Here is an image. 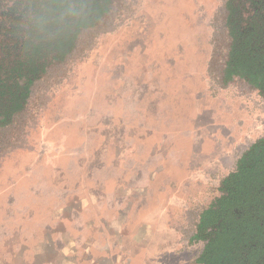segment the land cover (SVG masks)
I'll return each mask as SVG.
<instances>
[{"label":"rangeland","instance_id":"rangeland-1","mask_svg":"<svg viewBox=\"0 0 264 264\" xmlns=\"http://www.w3.org/2000/svg\"><path fill=\"white\" fill-rule=\"evenodd\" d=\"M222 6L125 0L34 103L0 160V264H215L221 225L250 237L223 264L264 257V88L217 83Z\"/></svg>","mask_w":264,"mask_h":264},{"label":"trees","instance_id":"trees-1","mask_svg":"<svg viewBox=\"0 0 264 264\" xmlns=\"http://www.w3.org/2000/svg\"><path fill=\"white\" fill-rule=\"evenodd\" d=\"M124 1L0 0V160L24 145L34 103L112 26ZM244 4L223 0L209 67L221 87L240 80L264 88V0H252L246 18ZM223 231L212 244L215 264L250 240L226 243Z\"/></svg>","mask_w":264,"mask_h":264},{"label":"flooded vegetation","instance_id":"flooded-vegetation-1","mask_svg":"<svg viewBox=\"0 0 264 264\" xmlns=\"http://www.w3.org/2000/svg\"><path fill=\"white\" fill-rule=\"evenodd\" d=\"M255 264H264V257L258 260V262H256Z\"/></svg>","mask_w":264,"mask_h":264}]
</instances>
